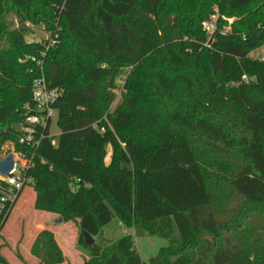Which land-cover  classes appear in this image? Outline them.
<instances>
[{
	"label": "trees",
	"instance_id": "trees-1",
	"mask_svg": "<svg viewBox=\"0 0 264 264\" xmlns=\"http://www.w3.org/2000/svg\"><path fill=\"white\" fill-rule=\"evenodd\" d=\"M222 17L234 18L225 34ZM26 22L48 39L27 43ZM2 41L0 146L15 143L30 183L0 180V201L14 194L0 236L29 186L34 210L75 224L82 264H143L127 234L85 245L114 219L168 241L148 264H264V61L249 58L264 47V0H0ZM30 57L60 91L56 146L50 122L36 147L16 144L40 76ZM30 252L66 261L47 230Z\"/></svg>",
	"mask_w": 264,
	"mask_h": 264
},
{
	"label": "rangeland",
	"instance_id": "rangeland-1",
	"mask_svg": "<svg viewBox=\"0 0 264 264\" xmlns=\"http://www.w3.org/2000/svg\"><path fill=\"white\" fill-rule=\"evenodd\" d=\"M212 17L213 15H211L207 21H204L201 24L202 29L206 33V35L211 34V32L208 29V25ZM222 19L226 20V24H222L220 30L222 31L223 34H225L229 32L230 25L234 22V18L231 17L229 19H226L222 17ZM10 20L12 21L11 22L12 25L17 27L18 25L17 18L12 17ZM23 25L26 26L27 29L29 30V34H27L25 37L26 42L30 41L33 38H36L38 40H41V39L45 40L48 37V33L45 31L46 28L42 24H39V23L33 24L30 22H26ZM4 42L5 41L1 42L0 48L6 47V44ZM249 58L253 60L264 59V47L251 52L249 54ZM122 83H123L122 79H120L117 82L118 89L115 91L116 99L111 106V110L117 107L120 103V100H121L120 93H121ZM56 121H57V116L51 119L50 127H49V135L55 144L57 143V136L60 133L59 129L57 128ZM9 143H11L15 149V143L13 142H9ZM4 144L5 142L0 146V158L1 159H4L5 157H7V154L9 153L7 151L9 149L3 148ZM16 153L17 155L20 154L19 152H16ZM33 194L34 193L29 186H26L24 188L22 195L20 196L18 202L16 203L15 207L11 211L3 230L1 231L0 253L3 254V256L6 258V260L8 261V264H35L33 263V260H31L30 257H28V255L26 254L25 252L26 250L20 251L19 253L15 249V242L17 241L19 243L21 242V240H23L22 224L28 218L29 213H30L28 210L29 209L28 206L22 205V199L23 197H26L28 199L29 204H31V201L33 199ZM30 210L34 211V209L31 206H30ZM124 234L130 235L132 237L134 245L138 251V254L143 264H148L149 258L155 257L158 250L162 247L167 246L168 244L167 240L160 238V237L150 236L148 233H146L145 231L141 229H135V228L124 229L121 226H119L118 222L115 219L112 220L106 227H104L102 234L95 238V242L102 244L104 241H107V242H110L111 244H115L119 241V239ZM173 238L177 240L179 239L177 232H174ZM73 243L76 244L74 241ZM76 248L79 251V253L86 254L85 251L82 248L78 247L77 245H76ZM81 258L84 259V256H80V257H70L69 256L68 261L71 264H76V263H80Z\"/></svg>",
	"mask_w": 264,
	"mask_h": 264
},
{
	"label": "built area",
	"instance_id": "built-area-1",
	"mask_svg": "<svg viewBox=\"0 0 264 264\" xmlns=\"http://www.w3.org/2000/svg\"><path fill=\"white\" fill-rule=\"evenodd\" d=\"M216 28V16L214 15L210 19L208 29L213 33ZM210 34V35H211ZM57 36L54 37L56 40ZM48 37L45 39L47 40ZM55 40L50 41L48 46H52ZM39 40L36 38L27 41V43H35ZM44 53L41 54V57ZM31 60L36 62V65L40 71V76L36 77L31 83V105H27L26 115L20 126V136L17 139L16 144L19 146H30L32 148L36 147L38 141L36 140L37 132L40 127L46 126L47 122H51V119L57 116V111L54 108L55 104L58 102V98L61 97L60 91L58 89L49 88L44 74L42 62L40 60H35V58H26V60ZM264 61V59H262ZM14 158L13 168L10 171L8 177H1L0 180L3 181L11 191L20 190L25 183H30L29 179L24 177L25 170L29 167V162L26 157L22 154L16 155ZM14 157V156H13ZM1 159V158H0ZM14 194H8L6 197L2 198L0 201V215L2 213L4 203L7 200L13 201Z\"/></svg>",
	"mask_w": 264,
	"mask_h": 264
},
{
	"label": "crops",
	"instance_id": "crops-1",
	"mask_svg": "<svg viewBox=\"0 0 264 264\" xmlns=\"http://www.w3.org/2000/svg\"><path fill=\"white\" fill-rule=\"evenodd\" d=\"M52 144L54 146H56L57 143L55 144L52 141ZM3 148L9 149V150H7L9 152L8 154H12L14 156V158L17 157L16 156L17 153L15 152L14 146L11 143L5 142V144L3 145ZM106 162L107 163L109 162V155L106 159ZM22 193H23V191L20 193V196L22 195ZM20 196H19V198H20ZM34 196L35 195L33 194V199L31 201V204H29L28 199L26 197H23V199H22V205L23 206L27 205L30 213H29L28 218L24 221V223L22 222L23 223L22 224L23 240H21V242H19V243L15 240L16 241L15 242V249L17 250V252L20 253V251L26 250L25 251L26 254L28 255V257H30L31 260H33V263L39 264V260L36 257L31 255L30 248H31L34 240L38 236V234L42 231L47 230L53 234L57 244L59 245V247H60V249L64 255V257L66 258V261L63 264H71L68 261L69 256L70 257L84 256V259L81 258L80 263H76V264H82L83 261L85 259H87L88 257H87V254L79 253V251L76 248V244L73 243V241L76 243L77 236H78V229L75 226V224H73L72 222L56 223V220L58 219V217L53 215V214L41 212V211H36V210L31 211L30 206L33 208ZM19 198H18V200H19ZM21 209H23V208H21ZM119 226H120V224H119ZM94 242H95V238H94ZM28 247H29V249H28ZM77 251H78V253H77Z\"/></svg>",
	"mask_w": 264,
	"mask_h": 264
},
{
	"label": "water",
	"instance_id": "water-1",
	"mask_svg": "<svg viewBox=\"0 0 264 264\" xmlns=\"http://www.w3.org/2000/svg\"><path fill=\"white\" fill-rule=\"evenodd\" d=\"M22 29H27L26 26L22 25L21 27ZM61 100V97L58 98V101ZM14 128L16 129L17 132L20 133V126L14 125ZM13 164H14V157L12 154L7 155V157H5L4 159H0V176L1 177H8L10 174V171L13 168ZM62 222L61 218H58L56 220V223H60ZM83 237H84V242L85 245L90 247L92 246L95 242L94 239H92L87 233L83 232Z\"/></svg>",
	"mask_w": 264,
	"mask_h": 264
}]
</instances>
